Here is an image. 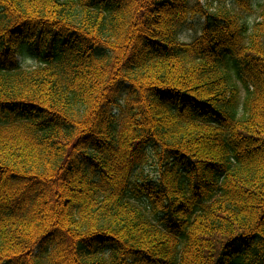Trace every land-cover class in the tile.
Here are the masks:
<instances>
[{
	"label": "trees",
	"instance_id": "16d2710c",
	"mask_svg": "<svg viewBox=\"0 0 264 264\" xmlns=\"http://www.w3.org/2000/svg\"><path fill=\"white\" fill-rule=\"evenodd\" d=\"M0 264H264V0H0Z\"/></svg>",
	"mask_w": 264,
	"mask_h": 264
},
{
	"label": "rangeland",
	"instance_id": "374dc122",
	"mask_svg": "<svg viewBox=\"0 0 264 264\" xmlns=\"http://www.w3.org/2000/svg\"><path fill=\"white\" fill-rule=\"evenodd\" d=\"M249 18H250V21L254 22V20L257 18V13L249 15ZM204 22H205L204 19L200 16L191 18L188 21L187 25L182 28L179 34V39L182 42H187V43L194 41V39L200 35ZM19 62L25 68H32L37 65L35 57L28 53H26L25 56L19 57ZM238 84L241 90V101L243 102V100L245 99L247 95V89L245 88L244 84L241 81H239ZM153 169L154 167L151 164V162L147 166H145L143 170L144 178L141 180V181H144L143 182L144 184H149L153 182V178H154ZM138 173H140V171H138Z\"/></svg>",
	"mask_w": 264,
	"mask_h": 264
}]
</instances>
